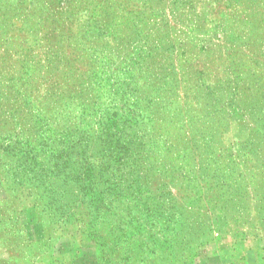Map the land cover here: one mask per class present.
I'll return each instance as SVG.
<instances>
[{"label":"rangeland","instance_id":"rangeland-1","mask_svg":"<svg viewBox=\"0 0 264 264\" xmlns=\"http://www.w3.org/2000/svg\"><path fill=\"white\" fill-rule=\"evenodd\" d=\"M0 264H264V0H0Z\"/></svg>","mask_w":264,"mask_h":264}]
</instances>
